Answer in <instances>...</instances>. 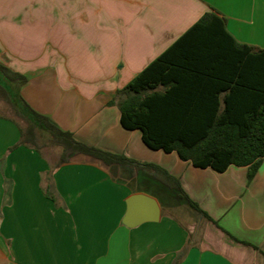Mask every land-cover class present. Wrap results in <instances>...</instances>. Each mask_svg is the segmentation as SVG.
Returning a JSON list of instances; mask_svg holds the SVG:
<instances>
[{"label": "crops", "instance_id": "crops-1", "mask_svg": "<svg viewBox=\"0 0 264 264\" xmlns=\"http://www.w3.org/2000/svg\"><path fill=\"white\" fill-rule=\"evenodd\" d=\"M211 9L264 48V0H0V63L27 76L28 104L81 141L162 166L213 219L191 207L183 222L175 200L138 187L185 201L153 170L14 147L20 123L0 114V264H264V159L252 179L247 165L196 166L148 146L112 103ZM132 193L156 197L160 219L125 225Z\"/></svg>", "mask_w": 264, "mask_h": 264}, {"label": "trees", "instance_id": "trees-1", "mask_svg": "<svg viewBox=\"0 0 264 264\" xmlns=\"http://www.w3.org/2000/svg\"><path fill=\"white\" fill-rule=\"evenodd\" d=\"M26 81V75L0 63V93L24 122L18 121L22 137L14 147L59 145V164L84 153L108 164L153 170L190 207L213 220L162 166L90 145L36 111L20 93ZM112 103L120 108L122 124L140 129L148 146L175 150L196 166L224 171L231 164L247 165L252 179L264 159V48L240 43L227 18L214 9L118 88Z\"/></svg>", "mask_w": 264, "mask_h": 264}, {"label": "rangeland", "instance_id": "rangeland-1", "mask_svg": "<svg viewBox=\"0 0 264 264\" xmlns=\"http://www.w3.org/2000/svg\"><path fill=\"white\" fill-rule=\"evenodd\" d=\"M0 114L4 115V116L11 117V118L19 121L21 124H24L23 118L15 111L12 104L1 93H0ZM45 149H48L51 153L54 152L56 160L57 159L59 160V158H60L59 154L62 151L61 146L49 145V146L45 147ZM142 179L143 180H137V183H138L137 186L138 187L144 186L145 188H148L149 190H151L158 197L168 196L177 202V205H178L180 210L178 211V210L174 209V211L177 213V216H178V218H180V220H182L183 222H187V218H185V215H189L191 217L193 215H195V211L187 204V202L177 199L172 190L164 187L161 184H157L155 187L150 188L149 182L146 181V179H144V178H142ZM145 181H146V184L144 185ZM172 209H173V207H172ZM184 212L186 214H184Z\"/></svg>", "mask_w": 264, "mask_h": 264}, {"label": "water", "instance_id": "water-1", "mask_svg": "<svg viewBox=\"0 0 264 264\" xmlns=\"http://www.w3.org/2000/svg\"><path fill=\"white\" fill-rule=\"evenodd\" d=\"M126 204L127 207L122 221L129 227L160 219L161 206L157 198L152 195L132 193L126 199Z\"/></svg>", "mask_w": 264, "mask_h": 264}]
</instances>
